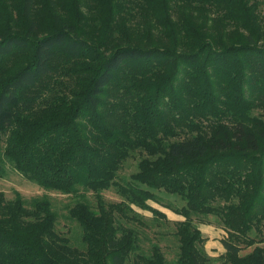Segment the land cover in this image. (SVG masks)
Returning a JSON list of instances; mask_svg holds the SVG:
<instances>
[{"label":"trees","instance_id":"1","mask_svg":"<svg viewBox=\"0 0 264 264\" xmlns=\"http://www.w3.org/2000/svg\"><path fill=\"white\" fill-rule=\"evenodd\" d=\"M10 2L0 0V178L10 165L45 191L92 192L97 206L69 209L79 248L48 197L0 193V264H168L159 244L140 253L127 225L145 217L136 208L166 218L151 202L184 218L176 264L210 263L197 226L209 216L231 231L222 264H264V247L241 255L264 243L251 237L264 229V122L251 116L264 97V0H47L53 22L39 37L37 0H20L24 34L11 32ZM241 30L246 43L217 49ZM135 152L138 171L120 184ZM113 187L122 202L104 200Z\"/></svg>","mask_w":264,"mask_h":264},{"label":"rangeland","instance_id":"2","mask_svg":"<svg viewBox=\"0 0 264 264\" xmlns=\"http://www.w3.org/2000/svg\"><path fill=\"white\" fill-rule=\"evenodd\" d=\"M84 2L85 0H83V3ZM80 3L81 2L79 1V4ZM10 4L12 13L11 20L14 19V23L10 25L11 32L24 34L29 28L28 25L30 23L24 19L21 14V10H19L21 2L20 0H11ZM59 7L61 8H58V12L62 20H64L65 17V19H69L70 16L67 12L71 7V4L66 1H62L59 3ZM34 11L35 14L37 13V24L40 26L35 35L36 37H39L49 32L48 26L53 22V17L49 18L51 13L47 0H37ZM218 29L221 30L220 28ZM245 36L246 32L241 30L240 32L236 33L235 37L231 35L222 37L215 42L217 49L228 47L236 43H240V45L244 44L246 43L244 39ZM258 46L263 48L264 42L259 43ZM254 105L255 108L252 110L251 116L257 120H260L261 122H264V97H262V99L260 97L257 101L254 100ZM141 159L142 154L140 152L133 153L132 157L123 164V167L119 172L117 182L120 184L129 182L131 180V176L138 171V164ZM0 193H3L7 200H13L17 193H19L26 201H31L34 198H40L44 196L48 197L53 204L54 211L58 215V233L69 238L73 246L79 248L82 247V230L78 223L69 217V209L81 200L89 202L94 208H96L97 198L94 193L80 191L78 195H63L54 191H45L37 184L25 179L10 165H7V175L3 178H0ZM102 195L107 203H120L123 201V198L118 194L117 189L114 187L104 192ZM83 196L85 197L83 198ZM160 196L163 200V204L165 205L167 204L175 208H180L185 205L182 199L178 196L169 195L165 192H161ZM150 204L166 214V218L159 217L156 219L150 212L141 211L136 208L137 212L145 217L140 219L139 223L127 222V225L134 227L139 232L141 247L140 253H145L148 255L152 246L154 244H159L168 264H176L179 254V242L175 236V224L178 221H183L184 218L157 204L152 202ZM205 220L207 222L206 224L197 222V226L200 228L204 238V243L202 244L204 254L210 260L209 264H222V257L227 253L224 242H233L230 237L231 231L226 229L215 216L205 217ZM261 231V235L256 231H253L251 233V237L255 238L257 241H260L264 237V229L261 228ZM256 247H264V243H257L252 247H246L245 245H242L243 250L241 255L252 252Z\"/></svg>","mask_w":264,"mask_h":264}]
</instances>
